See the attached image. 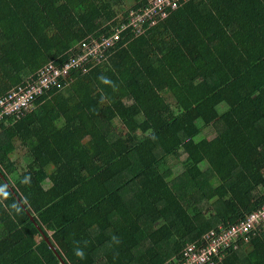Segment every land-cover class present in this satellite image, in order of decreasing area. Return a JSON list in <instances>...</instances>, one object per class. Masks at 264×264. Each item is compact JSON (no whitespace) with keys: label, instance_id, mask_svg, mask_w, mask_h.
<instances>
[{"label":"trees","instance_id":"1","mask_svg":"<svg viewBox=\"0 0 264 264\" xmlns=\"http://www.w3.org/2000/svg\"><path fill=\"white\" fill-rule=\"evenodd\" d=\"M145 4L0 0V98ZM66 81L0 119V264L173 263L264 203V0L181 1ZM237 245L208 264H264V222Z\"/></svg>","mask_w":264,"mask_h":264},{"label":"built area","instance_id":"2","mask_svg":"<svg viewBox=\"0 0 264 264\" xmlns=\"http://www.w3.org/2000/svg\"><path fill=\"white\" fill-rule=\"evenodd\" d=\"M181 1L188 0H145V6L140 12L132 13L128 24H121L113 38L102 36L101 38H86L81 42L84 53L83 55H74L62 65L55 66L50 64L39 73V80L35 85H31L19 92H13L0 98V119L3 113H9L19 107H30L36 95L41 94L44 89L63 88L66 79L70 75V70L76 68L84 60L90 58L96 60L100 54L113 45V41L121 39V33L129 26L134 27L137 31L143 33L145 29L154 27L159 20L167 17V15L178 8ZM264 222V203L250 213V215L241 221L228 226H219L218 229L212 230L202 236V244L189 245L181 258L173 263L167 264H208L213 255L230 248L234 243V249L238 248L237 243L248 242V234L259 228Z\"/></svg>","mask_w":264,"mask_h":264},{"label":"clouds","instance_id":"3","mask_svg":"<svg viewBox=\"0 0 264 264\" xmlns=\"http://www.w3.org/2000/svg\"><path fill=\"white\" fill-rule=\"evenodd\" d=\"M84 40H85V39H84ZM69 59H70V57H69ZM69 59H68V60H69ZM68 60H67V61H68ZM64 63H65V62H64ZM64 63H62V64H64ZM50 64H53V65H55V66L62 65V64H55L54 62H50L49 64H47V65H45V66H43V67L40 68L38 74L36 75V79L33 78L32 80H30V81L26 82L25 84H23V86H19V87H17V88H14L12 91H13V92H19L20 90H24V89H26L27 87H29V86H31V85H35V83L39 80V73H40V71H41L42 69H45V68H46L47 66H49ZM69 76H70V75H69ZM66 86H67V84L64 83L63 88H61V89H58V88H50V89L48 88V89H44V91H43L41 94L35 96V98H34V100H33V102H32V105H31L30 107H31V108L35 107V106L38 104V103H37L38 99H39L40 97L44 96L45 94H47L48 92H50V91H52V92L54 91V93H57L58 91L61 92ZM1 98H2V97H1Z\"/></svg>","mask_w":264,"mask_h":264},{"label":"rangeland","instance_id":"4","mask_svg":"<svg viewBox=\"0 0 264 264\" xmlns=\"http://www.w3.org/2000/svg\"><path fill=\"white\" fill-rule=\"evenodd\" d=\"M128 8L129 7V4L126 2V4H125V8ZM182 170H177V171H175V173H179V172H181ZM245 243V242H244Z\"/></svg>","mask_w":264,"mask_h":264},{"label":"water","instance_id":"5","mask_svg":"<svg viewBox=\"0 0 264 264\" xmlns=\"http://www.w3.org/2000/svg\"><path fill=\"white\" fill-rule=\"evenodd\" d=\"M7 183V182H6ZM59 259H61L60 257H59ZM65 264V263H64Z\"/></svg>","mask_w":264,"mask_h":264}]
</instances>
